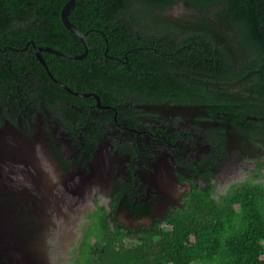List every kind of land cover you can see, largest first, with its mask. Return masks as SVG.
<instances>
[{"label":"flooded vegetation","instance_id":"1","mask_svg":"<svg viewBox=\"0 0 264 264\" xmlns=\"http://www.w3.org/2000/svg\"><path fill=\"white\" fill-rule=\"evenodd\" d=\"M38 47L47 46L31 39L23 52L6 47L0 58V78L7 71L14 89L6 104L0 92V264H71L90 247L86 237L102 210L112 228L150 229L183 205L194 186H210L219 198L238 182H264V141L244 137L227 113L212 118L209 100L154 102L143 100V91L141 97L122 89L109 73L122 76L129 68L107 53L109 44V60L90 59L88 51L77 66H59L66 82L44 55L58 53L41 50L48 70ZM112 59L122 67H107ZM218 142L224 147L212 166ZM231 161L239 169L227 174ZM137 206L149 211L139 215ZM40 233L48 236L36 246L30 241ZM90 241L94 253L93 234Z\"/></svg>","mask_w":264,"mask_h":264},{"label":"trees","instance_id":"2","mask_svg":"<svg viewBox=\"0 0 264 264\" xmlns=\"http://www.w3.org/2000/svg\"><path fill=\"white\" fill-rule=\"evenodd\" d=\"M66 2L0 0V58L6 59V47L23 52L31 39L84 52L80 37L61 19ZM69 17L88 32V58L109 60L108 44L107 53L121 57L128 73L122 68V76L109 74L122 89L141 97L143 91L142 99L154 102L209 100L212 118L227 113L244 137L264 141V0H76ZM44 55L66 82L59 66L79 64ZM106 65L122 67L117 60ZM24 70L20 65L19 75ZM8 77L5 71L0 78L4 104L14 93ZM223 147L218 142L212 166ZM256 179L233 184L219 198L210 186H194L183 205L150 229L112 228L102 210L86 237L90 247L71 264H264V182ZM137 208L139 215L149 211Z\"/></svg>","mask_w":264,"mask_h":264},{"label":"water","instance_id":"3","mask_svg":"<svg viewBox=\"0 0 264 264\" xmlns=\"http://www.w3.org/2000/svg\"><path fill=\"white\" fill-rule=\"evenodd\" d=\"M75 3H76V0H67V2L63 5V7L61 9V19H62L64 25L72 33H74L75 35H77L81 38V40L83 41V43L85 45V51L82 54H70V53L62 52V51L55 49L53 47H48V46L47 47H38L37 48V57L44 63V65L47 69H48V65H47L44 57L41 54V50H43V49L53 51V52H56V53L61 54L63 56H66L69 58H74V59H81V58L85 57L89 51V45H88V42L86 40L87 32H83L75 23H73L70 20V17H69L72 9L75 6Z\"/></svg>","mask_w":264,"mask_h":264},{"label":"rangeland","instance_id":"4","mask_svg":"<svg viewBox=\"0 0 264 264\" xmlns=\"http://www.w3.org/2000/svg\"><path fill=\"white\" fill-rule=\"evenodd\" d=\"M239 166H238V164L237 163H235L234 161H231L230 162V165H229V167L225 170V172L227 173V174H229V173H234V172H236L239 168H238ZM236 170V171H235ZM71 203H72V200H71ZM70 203V205H72ZM66 211H69V210H66ZM55 219V218H54ZM56 220V224H59V223H62V222H60L61 220H62V217L60 218H58V220L57 219H55ZM70 219H68L67 220V222L69 221ZM66 221V220H65ZM53 223H54V221H53ZM64 224V223H63ZM68 225H63L62 227H59L58 226V229H57V237H56V239H57V243L59 244V246H61L60 245V243H59V241H58V236H59V234L61 233V231L59 232V230H60V228H64L65 230H68L67 227ZM56 228V227H55ZM47 237L48 236V233H40V234H38V235H36V237H35V239L34 240H31L30 242L32 243V244H34V245H36V246H40V245H42V243L44 242V240H45V236ZM62 247V246H61ZM40 253V252H39ZM41 254V253H40ZM40 258H42V255H40Z\"/></svg>","mask_w":264,"mask_h":264}]
</instances>
